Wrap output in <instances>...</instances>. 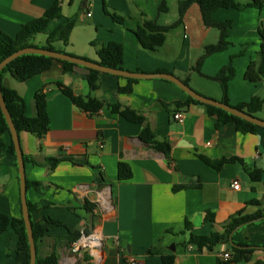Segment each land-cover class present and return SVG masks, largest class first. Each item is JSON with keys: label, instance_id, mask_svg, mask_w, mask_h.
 Listing matches in <instances>:
<instances>
[{"label": "crops", "instance_id": "obj_1", "mask_svg": "<svg viewBox=\"0 0 264 264\" xmlns=\"http://www.w3.org/2000/svg\"><path fill=\"white\" fill-rule=\"evenodd\" d=\"M161 1L62 0L61 19L55 20L32 43L47 46L48 35L58 25L77 17L68 44L53 43L57 50L98 62V49L116 41L123 45L124 70L170 73L188 81L197 93L217 101L223 99V92L212 77L231 64L235 76L228 83L229 104L246 103L253 96L264 98V76L254 82L245 78L251 62L256 67L261 63L264 0L261 7L220 9L213 13L214 20L231 22L227 32L229 46L206 56L200 72L193 68L204 55L205 47L218 43L220 31L205 25L196 3L187 9L182 23L167 33L164 46L151 52L139 44L135 35L139 25L156 21L167 26L179 19V0H165L167 13L160 12ZM103 2L111 14L124 18L123 24L105 13ZM54 3L55 0H0V30L14 37L22 25L43 17ZM93 41L96 45L91 44ZM87 74L82 67L65 73L62 65L55 63L50 70L25 82L10 76L4 78V84L25 100L27 116L35 114L33 99L38 91L43 89L48 98L49 132L43 138L28 132L19 134L23 154L36 161L25 162L26 177L44 187L42 192L28 189V199L32 203H51L45 207V216L41 208L31 214V220L36 223L48 217L68 225L60 211L63 216L79 219L80 222L68 225L70 228H79L81 234H86L87 229V235L98 236L99 245L76 250L77 241L62 247L60 264H163L160 254L147 253L152 248L174 254L175 264H233L223 259L226 253L232 256L227 244H218L213 251H201L191 246L185 248L183 243L191 232H223L224 225L239 211L251 215L264 209V128L242 133L231 122L217 128V117L209 115L205 105L178 106L187 101L188 95L170 81L155 78L130 84L127 78L105 73L100 76V88L93 93L104 102V107L97 114H90L74 106L54 84L61 81L77 95L87 97ZM129 85L130 92L120 91ZM116 103L145 116L156 138L170 143V159L141 139L143 125L111 111L109 105ZM177 113L183 115L182 122L174 118ZM256 117L264 120V104ZM200 155L212 160H238L217 171ZM57 157L86 160L89 165L75 166L64 161L51 170L38 164ZM120 161L130 165L131 179L118 180ZM255 169L262 173L258 181L250 178ZM95 172L102 174V183L95 182ZM234 181H238L239 190L232 188ZM177 186L181 188L174 191ZM86 200L94 204L92 212L85 210ZM208 211L214 215L213 222L205 221ZM0 212L11 218L22 216L18 167L10 153L0 160ZM186 220L192 229L183 233ZM55 228L62 231L56 232ZM55 228L50 231L51 236L67 234L65 227ZM7 234L10 243L0 247V264H17L18 236L9 228L0 241ZM233 240L258 246L249 261L238 264H264V222L238 228Z\"/></svg>", "mask_w": 264, "mask_h": 264}, {"label": "trees", "instance_id": "obj_2", "mask_svg": "<svg viewBox=\"0 0 264 264\" xmlns=\"http://www.w3.org/2000/svg\"><path fill=\"white\" fill-rule=\"evenodd\" d=\"M104 3V11L106 14L110 15L111 18L118 24H123L124 18L116 13L111 14L107 10L106 2ZM196 3L201 9L203 16V21L207 27L217 28L220 31V38L217 44L208 45L205 47L204 55L198 60L196 67L193 70L200 72V66L206 56L224 51L229 46L228 38V29L231 27L230 21L218 22L213 19L212 15L215 11L220 9H244L248 7H261V0H249L247 3H241L236 0H179L178 1V12L179 19L171 25H160L156 21H148L139 25L136 29L135 35L137 40L142 48L147 51H156L160 47L164 46L167 33L176 28L182 23V19L187 9L191 4ZM62 0H55V3L48 8L43 17L30 20L26 24L22 25L20 30L14 37H11L0 30V62L11 54L27 48H43L52 51H58L65 53L63 51L57 50L54 46V42L61 41L64 44H68L70 34L77 22V17L68 18L66 21L58 25L47 38V46L39 47L32 43V40L39 34L45 33L49 26L55 21L59 20L62 17ZM161 13H167L169 8L166 5L165 0L161 1L160 8ZM264 39V35H262ZM92 45H96V42H91ZM71 55V54H70ZM74 56V55H73ZM99 61L97 63L107 66L117 70H124L122 67L123 64V45L119 42L112 41L109 42L106 46H102L98 49ZM261 63L256 67L254 62H251L245 72V78L250 81H258L261 79V76H264V41L262 40L261 49H260ZM84 59V58H83ZM55 63H60L63 67L65 73L71 72L74 68L79 67L73 63L56 60L50 57L35 55V54H26L22 55L11 63H9L2 71L0 75L1 90L7 105V108L11 114L14 125L20 134L21 132H28L38 138H43L49 132L50 119L47 110V94L44 93V90L41 89L38 91L33 99L35 106V114L33 116L26 115V103L23 97L13 88H10L4 84V78L10 76L18 82H25L33 76L42 74L50 70ZM86 69V68H84ZM88 74L86 75V80L89 85L90 95L87 97L77 95L74 90L65 85L61 81H57L54 84L58 90L67 97L70 102L79 108L82 111L88 112L90 114H97L104 107V102L96 99L93 96V93L96 92L101 86L100 76L101 72L96 70L86 69ZM158 72H163L159 70ZM235 76V71L231 64H228L220 70V72L212 77V79L219 82L221 90L223 92V99L221 102L229 104L228 97V83ZM130 84L136 83V79H127ZM184 83L188 85V81L184 80ZM132 89L131 85L127 88L121 89V92H130ZM189 103H198L205 105L209 115L217 117L216 127L220 128L226 123H234L236 128L242 133H255L259 126L254 125L250 122H247L233 114H230L223 109L203 104L199 101L194 100L188 96L185 103H178V106L188 105ZM264 104V98L259 96H253L249 102L239 103L235 107L241 111L253 115L256 117V114L262 110ZM111 111L115 114L120 115L125 120L138 123L143 125L140 137L153 149L163 153L167 159L171 157V145L168 141H159L156 138V134L151 126L148 124L147 119L140 112L131 109L130 107L123 106L120 103L109 105ZM8 137V140L7 138ZM10 153L15 158L16 153L14 145L11 139L10 131L6 119L2 113L0 107V160L6 154ZM207 165L213 169L219 171L230 162L238 160L237 158H222L212 160L205 156H199ZM25 162H34L33 157L24 155ZM68 161L75 166H87L89 165L88 161L75 160L73 158L67 157H57L49 158L42 163H38L42 166H47L49 169L54 170L61 162ZM261 171L255 169L250 173V178L252 181H258L261 179ZM133 176L131 167L128 163L120 161L118 163L117 177L118 180H129ZM95 182L102 183L104 181L102 174L99 172L94 173ZM35 188L37 191L42 192L43 184L41 182L29 181L27 179V189ZM181 187H175L174 191L179 190ZM50 202L41 200L40 203H32L28 199V206L30 214L35 211L40 210L50 206ZM85 210L87 212H92L94 204L90 203L88 200L85 201ZM214 215L212 212L208 211L205 215V221L213 222ZM264 222V209L259 210L254 214H244V211H239L231 217L228 223L223 227V232L213 231L208 235H196L192 232L190 233L189 239L183 243V247H193L197 250H208L213 251L218 244H227L232 250L231 259L228 260L230 263L238 264L249 261L252 253L255 251V248L258 246L249 245L247 243H234L242 248H236L231 245L229 237L234 232V230ZM65 227L67 229V234L59 236H51L50 231L55 227ZM33 235L36 243L37 249V261L36 264H60V249L64 246L69 247L73 243L77 242L81 237V230L79 228H70L68 225H65L60 220H55L52 218L45 217L41 221L34 223L32 221ZM9 228H12L18 236L17 242V264H30V247L28 243L27 231L25 228V223L23 217L11 218L8 215L0 212V236L5 233ZM192 225L186 220L185 221V230L191 231ZM85 233H89L88 230H85ZM48 238L53 239V244L50 250L44 255L40 254V246ZM245 247V248H244ZM248 247V248H247ZM148 254H160L163 264H175V255L174 254H165L161 252L158 248H152L147 251Z\"/></svg>", "mask_w": 264, "mask_h": 264}, {"label": "water", "instance_id": "obj_3", "mask_svg": "<svg viewBox=\"0 0 264 264\" xmlns=\"http://www.w3.org/2000/svg\"><path fill=\"white\" fill-rule=\"evenodd\" d=\"M26 54H35V55H42L46 57H50L56 60L60 61H66L73 63L79 67L90 69V70H96L101 73L105 74H111L119 77H124L127 79H136V80H143V79H163L166 81H170L174 83L176 86H178L180 89H182L188 96L193 98L196 101H199L206 105H211L220 109H223L224 111L233 114L234 116H237L247 122H250L254 125H257L261 128H264V120L255 117L253 115H250L246 113L245 111H241L235 107H232L231 105L225 104L221 101H217L208 97H205L199 93H197L195 90H193L189 85L184 83L181 79L178 77L170 74V73H143V72H134L129 70H117L113 69L107 66H103L97 62L90 61L87 59H83L81 57L73 56L67 53H62L58 51H52L48 49L43 48H35V47H27L24 49H21L10 56L6 57L0 62V75L1 71L13 60L16 58L26 55ZM0 107L2 110V113L6 119V122L9 127L11 139L14 145L15 153H16V161H17V167H18V173H19V185H20V199H21V207H22V217L25 223V228L27 231V237H28V243L30 247V264H36L37 261V249H36V243L33 235V227H32V220H31V214L29 211L28 206V196H27V177H26V170H25V161H24V154L21 148L20 144V138L19 133L14 125V122L12 120L11 114L7 108V105L5 103L2 90H1V82H0ZM237 230V229H236ZM234 230V231H236ZM234 233V232H233ZM233 233L230 235L229 240L232 246L236 248H242L241 246H238L234 243L233 240ZM245 248V247H244ZM248 248V247H247Z\"/></svg>", "mask_w": 264, "mask_h": 264}, {"label": "rangeland", "instance_id": "obj_4", "mask_svg": "<svg viewBox=\"0 0 264 264\" xmlns=\"http://www.w3.org/2000/svg\"><path fill=\"white\" fill-rule=\"evenodd\" d=\"M42 210H43L42 212H44L43 215L45 216V208L42 209ZM58 213H59L62 217L65 218V222H66L68 225H72L74 221H76L75 224L78 223V222H80L79 219H78L77 217H75V216H71V215H69V216H67V215L63 216L62 213H61L60 211H58ZM88 224H89V223H88ZM54 231H56V232H60V231H62V229H60V228H55ZM85 235L88 236L87 234H85ZM81 237H82V235H81ZM81 237L79 238V240L81 239ZM9 243H10V234H7V235H5V236L2 238V240L0 241V247L8 246ZM52 244H53V239H52V238L47 239V240H46V243L44 242L43 246H42L41 249H40V254H41V255H44L46 252H48V250L51 249ZM45 245H46V246H45Z\"/></svg>", "mask_w": 264, "mask_h": 264}, {"label": "built area", "instance_id": "obj_5", "mask_svg": "<svg viewBox=\"0 0 264 264\" xmlns=\"http://www.w3.org/2000/svg\"><path fill=\"white\" fill-rule=\"evenodd\" d=\"M88 16H90V14H88ZM174 118L178 121V122H182L183 121V115L181 114V113H177V114H175L174 115ZM239 187H240V185H239V183H238V181H234L233 183H232V188L234 189V190H239ZM93 237H95V235H88V236H86L84 233L82 234V237H81V239L80 240H78V242L76 243V245H75V249L76 250H80L81 248H87V247H89L90 245H88V244H82L81 243V240L82 239H93ZM223 259L225 260V261H228V260H230L231 259V256L229 255V254H224L223 255Z\"/></svg>", "mask_w": 264, "mask_h": 264}, {"label": "bare ground", "instance_id": "obj_6", "mask_svg": "<svg viewBox=\"0 0 264 264\" xmlns=\"http://www.w3.org/2000/svg\"><path fill=\"white\" fill-rule=\"evenodd\" d=\"M82 244H88L90 246H95V245H99V241H98V236L93 237V239H82L81 240Z\"/></svg>", "mask_w": 264, "mask_h": 264}]
</instances>
